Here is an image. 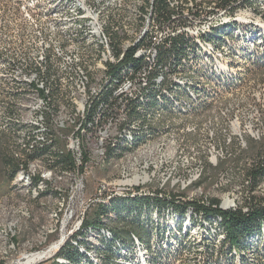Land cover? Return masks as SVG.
Listing matches in <instances>:
<instances>
[{
	"label": "bare ground",
	"instance_id": "bare-ground-1",
	"mask_svg": "<svg viewBox=\"0 0 264 264\" xmlns=\"http://www.w3.org/2000/svg\"><path fill=\"white\" fill-rule=\"evenodd\" d=\"M225 3L231 0H0V132L8 135V155L19 167L11 184L34 201L49 191L57 195L50 219L55 224L43 233L45 241L40 245L44 248L34 254L52 246L55 240L48 243L50 236L61 234L58 227L62 228L72 195L76 167V157L67 151L69 133L75 131L82 114L83 135L77 148L84 152L86 166L94 168L103 190L115 192L92 206L90 212L99 205L109 207L115 200L148 197L192 202L190 209L200 206L247 213L251 203L264 200V180L253 187L249 173L254 158L243 160L245 166L241 165L239 173L243 204L236 205L227 193L223 199L209 198L202 185L207 171L217 169L232 154L212 143L205 152L206 143L187 146L189 136L204 132L209 142L216 132L210 121L200 129L183 120L213 110L221 89L243 83L235 80L238 72L264 67V0H238L241 15L232 11L222 20H210L201 31L176 35L174 40L186 39L187 44L183 43L189 54L168 55L170 59L164 61L161 52L170 48L171 40L150 52L149 74L138 73L147 65L146 41L156 31L155 20H150L152 11L159 10L164 19H175L222 10ZM121 92H131L130 107L120 105L121 120H113L115 129H111V120L106 117L111 114L112 99ZM153 99L166 108L154 114L149 108ZM229 126L230 132L222 134L224 148L236 144L241 153L248 149L245 138L264 139V127L248 125L240 118L235 117ZM110 165H114L116 178L100 179L99 171ZM59 181H64L63 187ZM221 187L214 185L213 190ZM214 200L219 203L214 204ZM23 208L22 217H29L30 212ZM164 213L168 218L172 212ZM152 217L160 225L165 219L155 213ZM86 218L67 235L59 236L48 260L74 264L60 256L70 244L90 259L82 264H103L108 256L101 251V238L112 242L114 237L102 228L95 233L91 229L81 238ZM169 219L164 238L159 240L153 234L150 240L152 246H160V252H167L160 255L162 264H206L204 243H215L217 254L224 239L215 235L217 222L213 220L211 225L203 212L191 210L179 232L177 220L173 216ZM18 224L12 220L8 225L10 242L5 243L9 251L16 250L13 240ZM132 241L131 247L115 241L119 252L112 264L153 263L150 252L154 250L136 236ZM179 241L189 245L182 254L176 251ZM171 248L175 253L169 254ZM235 255V264H241L240 254ZM40 259V255L29 256L24 264ZM247 259L255 261L251 253Z\"/></svg>",
	"mask_w": 264,
	"mask_h": 264
},
{
	"label": "trees",
	"instance_id": "trees-1",
	"mask_svg": "<svg viewBox=\"0 0 264 264\" xmlns=\"http://www.w3.org/2000/svg\"><path fill=\"white\" fill-rule=\"evenodd\" d=\"M181 40L182 39H175V42H172L170 48H164V50L161 52V57L164 59V61L170 59L168 55L174 57L180 55V53H184L185 55L189 54V51H186L187 43L184 42L186 39H183L182 41ZM175 51L176 55L174 54ZM162 58L161 62H163ZM161 106L162 105L158 100L153 99L150 102L149 108L154 109L153 113L157 114L162 112L163 108H166V104H164L162 107ZM4 141V138L1 137L0 179L3 180V185L8 186L7 190H10L12 178L18 172L19 167L17 163L10 159L7 152V144L5 146ZM250 152L253 156L255 155L254 166L249 171L254 181L252 185L255 187L264 180V147L259 145L253 147L251 145ZM173 200L174 199L163 200L158 198L155 199L142 197L136 199L115 200L113 201L114 203H111L112 206L110 205L109 207L99 205L87 216V220H85L83 225L82 234H80L82 235L81 238L86 237L85 235L88 234L91 229L93 233H95L99 232L102 228H107L106 230H108L113 235L114 240L109 242L101 238V251L104 253V255L108 256L103 260V264H112V259L119 252L115 241H120L123 245L131 247L133 236H136V238L139 239V241L145 245V247L154 250L153 252H150L154 260L151 264H162L160 262V255L167 252H160V249H158L160 248L159 245L155 247L150 244L152 235L155 234L157 237H159V240L164 238L163 235H166L169 232L167 225L170 220V216H173L174 220H177L179 224L178 231L182 232L183 220L189 211L194 210V212H203V216L207 222L209 223L211 221L209 224L212 225L214 221L217 222L218 226L216 229H214L215 235L220 234L224 236L217 254L215 253V243L212 242L209 245L204 243V246L207 250L206 264H235V252L240 254L241 264H264V200L256 201V203L253 204L251 203L250 210L247 213L243 212L241 209L225 212L219 208L213 209L211 207L204 208L199 206H194L193 209H190L191 206L187 203H180L177 202V200ZM213 203L218 204L219 202L214 200ZM165 210L172 212L168 218H166V214L164 213L166 212ZM153 213L156 215L158 214L159 217H164V224H156L154 218L152 217ZM103 216L105 217L104 219L102 218ZM138 229L142 231V236L136 233V230ZM207 237L211 238V233H207ZM211 239L213 240V237ZM81 242L88 250L91 249V245L86 241L81 240ZM178 243L179 246L176 250L178 254H182L185 249L189 248V245H186V243H183L182 241H179ZM171 253H175L172 248L169 250V254ZM250 253L255 259L253 262H249L247 259ZM60 256L67 258L74 264H82V261L90 263V259H88L87 255L81 254L79 249L72 247L70 244H68L61 251ZM54 264L57 263L54 262Z\"/></svg>",
	"mask_w": 264,
	"mask_h": 264
},
{
	"label": "rangeland",
	"instance_id": "rangeland-1",
	"mask_svg": "<svg viewBox=\"0 0 264 264\" xmlns=\"http://www.w3.org/2000/svg\"><path fill=\"white\" fill-rule=\"evenodd\" d=\"M263 58L264 56L261 59ZM238 73L239 74L237 75V79L235 80L243 83H241L240 85L236 86L233 89H229V88L221 89L220 97L218 98L217 103L214 104L213 110L201 113L199 117L198 116L191 118L186 117L183 118V120L187 124H197V126H199L200 129H202V125L203 123H205V121L206 122L210 121L212 129H214L216 132L215 139L209 142L206 139L205 135H203L204 132H201V134L199 133L197 135L189 136L187 138V146H189L190 143H191L190 146H193L194 144L206 143L205 145L207 147L206 146L204 147L205 150L204 148L202 149V152L203 151L205 152L207 151V149L209 150L210 148V146H208L209 143L210 144L212 143L211 145L214 146L216 145L217 147H223L224 152H228L232 154V157H229L230 159L228 158L225 162L219 165L217 169L209 168V170L207 171V174L202 181V185L206 195L209 198L219 200L227 197L226 196L227 193V195L230 196L232 200H235L236 205H241L243 204L242 202H244V198H243L244 195H241L240 192L241 182L239 180L240 179L239 173L241 169L239 170L238 163L240 162L241 159L240 156L243 155L244 152L240 153L239 149H237L236 144L232 145L231 147L228 146L224 148L223 146L224 137H222L223 136L222 134L225 133L223 132L225 130H228L227 133L230 132L229 122L233 120L235 117L240 118L241 122L243 121V123H247L248 125L252 123L253 125H257L258 127H262V128L264 127V67L260 69H256V68L245 69V71H240ZM223 112H226L225 116L222 115ZM170 118H167V120H170ZM2 122H4V120H2ZM1 137L4 138L5 140L4 143L6 146L9 138L8 135L0 132V138ZM202 138L205 140H203ZM245 140L248 144V149L245 152H248L251 149V145L253 147H255L256 145L264 147V139L261 141H254L250 137H247L245 138ZM248 158L253 159L254 156L252 154H247V159ZM241 165L245 166L243 160H241ZM113 166L114 165H110L106 167L104 170H100L98 173V177L100 179H107V180L115 179L116 170L114 169ZM223 177L224 179L232 178V183L229 186H222L223 188L225 187L224 189H222L221 187L220 190H213L215 181ZM237 177L239 184H235ZM2 181L3 180L0 179V264H24L27 261V258L31 256V254H34L40 249L44 248L43 246L40 245V243L45 241V237L43 233L48 230H51L50 228L55 224L50 219H51L52 210L54 209V206L57 202L56 200L57 195L54 192L49 191V193L44 195L41 200L34 201L31 200L29 197H27L25 195V192L22 191V189L16 188L13 183L10 186V190H7L8 186L3 185ZM64 184H65L64 181H59L58 183L60 187L61 186L63 187ZM186 198H188V195H186ZM188 203H192V202H188ZM22 208L24 210L28 209V212H30L29 217L26 218L22 217V214L20 213ZM12 220L19 222L17 228H15L14 230L15 237L13 241L15 242L16 245L15 251L13 250L9 251L8 245H6L5 243L7 242L8 244V242H10L9 241L10 236H8L6 233L7 232L10 233V231L8 230L9 229L8 225ZM58 229H60V233H61L62 228L58 227ZM136 233L141 236L143 235L140 229L136 230ZM57 238H59V232H58V236L57 235L50 236L48 238V243L53 242ZM191 241H192L191 243H194V238ZM38 264H54V263L52 262V260L51 261L46 260ZM176 264H182V263H176ZM183 264H188V263L184 262Z\"/></svg>",
	"mask_w": 264,
	"mask_h": 264
},
{
	"label": "built area",
	"instance_id": "built-area-1",
	"mask_svg": "<svg viewBox=\"0 0 264 264\" xmlns=\"http://www.w3.org/2000/svg\"><path fill=\"white\" fill-rule=\"evenodd\" d=\"M232 11H239V15H241L240 6H238V0H231V3H225V5L222 7V10H215L211 13H203L199 14L198 16L176 17L175 19H164L162 18V12H159V10L152 11L150 20H155L156 31L153 36H151L146 41L148 52L147 65L141 66V71L138 73L149 74L151 64L150 52L156 47L169 44V41L174 40L176 35H183V37H185L189 36V34H193V31H201L208 26L210 20H222L224 15L232 14ZM117 64H121V61H117ZM130 96L131 92H121L118 98L112 99L111 114L106 117V120H111V129H115V127H113V120H121L120 105L128 104V108L130 107ZM82 118L83 114L79 118V123L77 124L75 131L69 133L70 144L67 146V151L70 152L71 157H76L75 178L72 185V195L67 202L65 218L62 221V230L59 236L68 234L73 228H77L79 224H83V219L88 216L92 206L98 205L103 198L115 193L103 190V184H101V181L96 178L94 168L91 166H86L87 158H84V152L77 148V141H79V138H81L83 135ZM119 132L120 130H116V133ZM101 135H107V132H101ZM108 142L111 144V138H108ZM250 151L251 149L248 152H244L243 155L240 156L241 159L238 163V168L241 169V160H247V154H251ZM231 183L232 178H221L216 180L214 184L220 186H229ZM235 184H239L238 177ZM187 204L189 205L191 203L187 202ZM57 239L53 242L52 246L47 247L45 251L31 255L41 256V259L35 264L46 260L48 261V255L52 250V247L57 244Z\"/></svg>",
	"mask_w": 264,
	"mask_h": 264
}]
</instances>
